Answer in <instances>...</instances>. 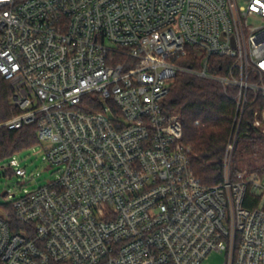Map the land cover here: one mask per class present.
Wrapping results in <instances>:
<instances>
[{
	"label": "built area",
	"instance_id": "1",
	"mask_svg": "<svg viewBox=\"0 0 264 264\" xmlns=\"http://www.w3.org/2000/svg\"><path fill=\"white\" fill-rule=\"evenodd\" d=\"M190 52L201 69L180 64ZM180 72L238 89L216 185L163 108ZM0 75L19 112L1 127L36 125L58 169L4 192L0 264H264V175L232 174L256 101L264 135V0H0ZM5 170L35 180L15 157Z\"/></svg>",
	"mask_w": 264,
	"mask_h": 264
},
{
	"label": "trees",
	"instance_id": "2",
	"mask_svg": "<svg viewBox=\"0 0 264 264\" xmlns=\"http://www.w3.org/2000/svg\"><path fill=\"white\" fill-rule=\"evenodd\" d=\"M203 60V57L190 52L187 57L180 59V64L199 70ZM237 93V88L225 90L218 82L180 72L163 104L166 113L180 118L184 141L192 150L193 173L204 185H216L224 178L223 160L236 116L237 105L233 98ZM13 95L12 86L0 75V162L40 144L36 125L25 126L19 130L1 127L19 113L13 106ZM248 99L253 103L251 94ZM257 104L258 101L253 103L244 114L233 154V177L239 172L237 164L241 158L255 153L257 147H264V135L249 128ZM261 174L264 175V170ZM247 198L246 207H256L259 204V200L248 201L250 198Z\"/></svg>",
	"mask_w": 264,
	"mask_h": 264
},
{
	"label": "rangeland",
	"instance_id": "3",
	"mask_svg": "<svg viewBox=\"0 0 264 264\" xmlns=\"http://www.w3.org/2000/svg\"><path fill=\"white\" fill-rule=\"evenodd\" d=\"M43 144H37L34 147L25 149L14 157L21 162L23 168L27 170L29 177H35V180H23L22 178L11 175V172L5 170L10 159L0 162V214L3 212V205L6 200L3 197L5 191H9L10 195L20 196L25 190H33L40 186L46 185L48 181L56 178L57 168H49L44 162ZM255 153H251L239 160L237 164L238 173H253L263 176L261 173L264 170V147L256 148ZM233 165L232 168H234ZM5 167V168H4ZM37 174L40 177L37 178ZM11 175V178H10ZM225 255L221 253H211L202 262V264H224Z\"/></svg>",
	"mask_w": 264,
	"mask_h": 264
}]
</instances>
